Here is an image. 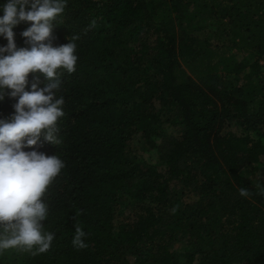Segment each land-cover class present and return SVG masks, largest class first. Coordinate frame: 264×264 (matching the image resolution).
<instances>
[{"label":"trees","instance_id":"trees-1","mask_svg":"<svg viewBox=\"0 0 264 264\" xmlns=\"http://www.w3.org/2000/svg\"><path fill=\"white\" fill-rule=\"evenodd\" d=\"M54 23L78 55L56 145L32 146L65 164L54 239L0 264H264V0H67Z\"/></svg>","mask_w":264,"mask_h":264},{"label":"clouds","instance_id":"clouds-1","mask_svg":"<svg viewBox=\"0 0 264 264\" xmlns=\"http://www.w3.org/2000/svg\"><path fill=\"white\" fill-rule=\"evenodd\" d=\"M67 0H3L0 3V101L16 98L9 119H0V253L21 249L43 253L54 239L44 231L49 214L44 196L65 167L57 155L33 148L43 141L57 143L58 120L64 116L61 71H76L78 55L74 40L54 46V21L65 10ZM31 22L21 35L28 47H17L14 28ZM29 73L39 76L31 83ZM31 149V150H25ZM240 195L247 196L245 188ZM86 233L77 228L73 244L86 246Z\"/></svg>","mask_w":264,"mask_h":264},{"label":"rangeland","instance_id":"rangeland-1","mask_svg":"<svg viewBox=\"0 0 264 264\" xmlns=\"http://www.w3.org/2000/svg\"><path fill=\"white\" fill-rule=\"evenodd\" d=\"M262 65H263V72H264V62H262Z\"/></svg>","mask_w":264,"mask_h":264}]
</instances>
